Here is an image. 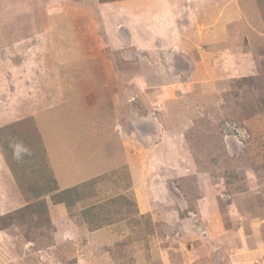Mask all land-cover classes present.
Masks as SVG:
<instances>
[{
  "label": "rangeland",
  "instance_id": "rangeland-1",
  "mask_svg": "<svg viewBox=\"0 0 264 264\" xmlns=\"http://www.w3.org/2000/svg\"><path fill=\"white\" fill-rule=\"evenodd\" d=\"M24 103L95 182L67 207L0 169V264H264V0H0V123Z\"/></svg>",
  "mask_w": 264,
  "mask_h": 264
},
{
  "label": "crops",
  "instance_id": "crops-1",
  "mask_svg": "<svg viewBox=\"0 0 264 264\" xmlns=\"http://www.w3.org/2000/svg\"><path fill=\"white\" fill-rule=\"evenodd\" d=\"M43 74L44 75L53 74V72L52 73H47V71H46ZM81 85H83V84H81ZM49 86L50 85L48 83V80H46L45 83H42V86H40V90L41 91H45V93H44L45 96L43 98H41V97L37 98L38 95H36L35 96V99L37 98L36 104L40 105V100H44L46 98L45 99V101H46L45 105L48 106L47 105V93L49 95H51L50 99H53V89H51V87H49ZM87 93H88L87 88H85L84 91H80V95L87 94ZM27 105L28 104L24 103V104L20 105L18 108H16L15 112H14L15 117L12 116L13 119L10 118L9 121H4L3 123H0V129L2 127V130H7L8 131L10 129V127L13 126V125H16L18 127L19 124L22 123V122H19L20 120L19 121L15 120L17 118L21 119V118L24 117L23 119H25V120H30L31 119V121L33 122V127L35 128V136L36 135L39 136L40 142H41V144L43 146L45 160L47 161L48 166L50 165V167H52V168L48 167V169L51 172L52 176L55 178V180H54L55 184H56V186L59 189L68 188V187H71L72 185L75 186V184H77V183L86 182V181H89L90 179H92V177L95 176V174L87 176V177H84V178H82L80 180H75L72 177V175H71L72 173L77 171V168H75L76 166L77 167H82V169L86 170L85 167H86L87 163L90 162L91 159H92L91 152H87L89 150V148H84L82 150H79V149L75 148V146H76L75 144L72 145L71 142L67 143L64 140L62 142V144L64 146L56 149V147L59 146V142L62 139L59 138V142L57 144V139L55 137H51V136L46 135L45 134V129H44V123L42 122V120L44 118L46 119V117L43 116L42 114H38V113H35V112H32V111H29L27 109ZM30 106H32V104ZM29 109H30V107H29ZM9 115L10 114H8L6 116H9ZM91 117H95V115L90 114V117H89L90 120H91ZM7 119H9V117H7ZM23 122H26V121H23ZM87 122L89 123L90 121L87 119ZM92 123H93L92 124V128H94L95 125L97 127V122L94 121V118L92 120ZM9 124H12V125H9ZM93 131H94V129H93ZM55 144H57V145L54 146ZM10 147H11V144H6V149H7L8 152H10ZM72 148H74V149L71 152L70 149H72ZM75 149L79 150V151L75 152ZM1 152L3 153L4 151H3V148L0 146V160H1L0 169L4 170L7 173V175H9V177H10V170H12V169L9 167L10 166L9 163H8V167L9 168L7 167V164L5 163L6 159H5V157L3 158V155H2ZM66 156H69V160H68V162H70L69 165L66 163ZM59 158H62L63 162L66 164V168H65L66 170H65V172L63 174H61V175L58 174L59 175L58 176L57 175V170H56L57 168L56 169L54 168L53 163L55 161H57ZM11 160L13 161V159H11ZM18 174H19V172H18ZM89 177H91V178H89ZM15 179H17L16 176H15V178H13V184L14 185H15ZM81 180H83V181H81ZM15 192H18V191L16 190Z\"/></svg>",
  "mask_w": 264,
  "mask_h": 264
},
{
  "label": "trees",
  "instance_id": "trees-1",
  "mask_svg": "<svg viewBox=\"0 0 264 264\" xmlns=\"http://www.w3.org/2000/svg\"><path fill=\"white\" fill-rule=\"evenodd\" d=\"M2 130V129H1ZM33 131H35V128L33 127ZM3 133H6L5 131H3ZM17 139V146H14L11 144L10 150L13 147V152H19V154L15 156L12 155V158L9 159V167L15 172H17V175H15L17 177V181L19 182V184L23 187H25L26 189H28L31 193L29 198L33 199L34 201L37 198H41L44 197V194H48L49 193V198L51 199V202L53 203H63L65 206L69 207L74 205L77 200L81 197V195L83 194L82 191H80V189L82 188V186L86 184V182L79 184V185H75L73 187H68V188H63V189H59L56 184L54 179L51 176V172L48 169V165L47 162L44 164L45 166H43V164L41 163L40 160H42V158L45 159L44 156V149L43 146L40 142V138L38 136H35V143L31 144L25 140V138H22L18 132H16L15 134V138ZM39 140V141H38ZM11 141V140H9ZM38 141V142H37ZM3 148V146H1ZM4 149V148H3ZM7 150V149H6ZM8 152V151H7ZM13 159V161L11 160ZM46 161V160H45ZM19 162V163H17ZM36 163V165H35ZM17 165H21V173L18 174V170H16L15 166ZM28 170V173L30 172V174L28 175V173L24 170V169ZM18 169V168H17ZM38 171V176L40 177L38 182H36L35 180L38 178H35L33 180V182L31 181V174L34 172L36 173ZM47 172V173H46ZM22 181L25 183H27L26 187L24 186V184L22 183ZM92 182H95V179L91 180ZM91 181H87V183H90ZM41 183L40 185H37ZM40 205H44L42 201L38 202ZM100 206H91L88 208H85L82 210V215L84 218H86V214L93 211V213H96V208H99ZM8 225V223H7ZM101 225H103L102 222H98L96 223L95 227H101Z\"/></svg>",
  "mask_w": 264,
  "mask_h": 264
}]
</instances>
